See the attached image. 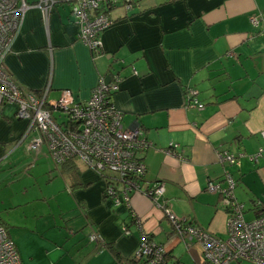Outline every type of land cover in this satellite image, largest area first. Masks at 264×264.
<instances>
[{"label":"crops","instance_id":"0c3cea01","mask_svg":"<svg viewBox=\"0 0 264 264\" xmlns=\"http://www.w3.org/2000/svg\"><path fill=\"white\" fill-rule=\"evenodd\" d=\"M163 2L140 0V13L131 17L114 8L111 16L119 19L101 33L96 56L78 37L69 1L55 4L47 24L41 9L29 7L4 62L26 89L40 93L49 85L48 99L68 89L75 101H84L100 76L120 75L112 101L122 124L138 127L152 142L139 153L146 173L130 194L131 211L169 262L203 264L200 245L176 233L144 191L163 184L158 201L177 220L224 238L227 212L207 183L222 186L229 172L244 218L264 212V0ZM189 87L202 108L190 101ZM15 110L4 103L0 112V172L8 168L2 173L6 184L23 186L6 191L11 194L2 198L0 224L19 264H132L140 232L129 208L113 204L104 195L105 181L83 162L75 159L73 172L56 167L45 146L33 153L24 145L23 153L26 124ZM224 150L241 153L239 165L220 163L217 155ZM35 167L44 176L41 183ZM92 231L105 245L89 240Z\"/></svg>","mask_w":264,"mask_h":264},{"label":"built area","instance_id":"2783aa9c","mask_svg":"<svg viewBox=\"0 0 264 264\" xmlns=\"http://www.w3.org/2000/svg\"><path fill=\"white\" fill-rule=\"evenodd\" d=\"M60 1L71 3V12L79 27V39L90 51H97L101 46V33L112 23L109 12H104L102 7H120L129 11L135 0H38L33 4H28L25 0H0V112L4 103L15 104V117L26 122L21 139L30 137L27 149L37 153L45 146L55 166L70 159H79L98 174L104 170L113 173L115 177L108 180L104 195L113 204H124L130 209L129 193L137 189V180L146 173L145 163L139 153L151 147L152 142L136 127H124L122 113L115 108L113 102H109V92L118 88V75L111 74L112 80L100 76L84 101H75L68 89H61L55 100H49V85L40 93L28 90L16 82L5 65L4 59L20 29L25 10L28 7L41 9L47 24L49 13ZM250 22L253 27H257L258 17H251ZM261 33L264 34V31ZM193 94L195 90L188 91V97ZM190 101L198 108L203 106L194 97ZM262 135L264 136V131ZM170 146L175 149L178 144ZM260 150L250 158L256 159ZM217 156L220 163L231 166L239 165L241 153L235 155L224 150ZM222 180V186L208 181L207 189L219 193L225 209L227 208L225 239L204 228L189 226L177 220L158 201L164 192L163 184L151 186L144 193L164 209L181 235L194 239L200 245L203 264H239L241 260L251 264H264V212L246 220L242 204L233 195V176L226 172ZM129 214L140 232L134 251L136 261L144 264H170L165 259L163 247L145 235L141 219L132 211ZM121 231L123 234L130 232L124 223H121ZM88 238L92 242L103 243L101 235L96 231L90 232ZM19 263L14 243L0 224V264Z\"/></svg>","mask_w":264,"mask_h":264},{"label":"rangeland","instance_id":"374dc122","mask_svg":"<svg viewBox=\"0 0 264 264\" xmlns=\"http://www.w3.org/2000/svg\"><path fill=\"white\" fill-rule=\"evenodd\" d=\"M108 80H110V77H109V79ZM52 97L51 98H49V100H55L57 97H54V95H51ZM20 121H22V119H20ZM23 121H25V120H23ZM25 124H26V122H25ZM26 126V125H25ZM29 140H30V137H28L27 138V140L26 141H24L23 142V145L20 147V149H22V152L23 153H25V151H24V149L22 148L24 145H26V147H27V143L29 142ZM30 151V150H29ZM28 151V153H30ZM34 153V152H33ZM30 155H31V153H30ZM77 160H79V159H77ZM68 161V160H67ZM66 161V162H67ZM79 161H81V160H79ZM28 162V161H27ZM81 162H83V161H81ZM65 163V162H64ZM63 163V164H64ZM84 163V162H83ZM62 165V164H61ZM61 165H58V166H56V167H59V166H61ZM2 166L3 165H0V169L2 168ZM87 166V165H86ZM9 167H11V165H9ZM25 167V166H24ZM27 168V167H26ZM89 168V167H88ZM8 168H6L5 167V169L3 170V172H5V170H7ZM91 169V168H90ZM15 170V171H14ZM11 169V173L14 175V176H17V178L18 177H20V174H19V172L20 171H17V169ZM29 170H31V168H29ZM33 170H34V173L36 174V176H37V179H38V182L39 183H41L42 182V180L44 179V176L43 175H39V168L38 167H35V168H33ZM9 171V170H8ZM95 171V170H94ZM3 172H0V205L2 206V204H1V202H2V198L5 196V195H10L11 193H8V192H6L7 190H9V189H11V187H15L16 188V186H17V188H19V187H22L23 186V182H17V183H15L13 186H10V185H8V184H6V182L7 181H4V179L2 178V173ZM10 172V171H9ZM96 172V171H95ZM29 173H30V171H29ZM97 173V172H96ZM98 174V173H97ZM25 175V174H24ZM23 175V177H25ZM100 177H102V179L105 181V183L107 184V182H108V180H110L112 177H115V175L113 174V173H111V172H109V171H107V170H104V171H102L100 174H98ZM138 186V185H137ZM136 190H139V188L137 187V189ZM129 212H131L130 211V209H129ZM131 217V216H130ZM132 218V217H131ZM171 219H169V221H170ZM171 222V221H170ZM172 223V222H171ZM184 223H185V221H184ZM173 229L175 230V232L176 233H178L179 232V229H176V227L174 226L173 227ZM144 233H145V235H148L147 234V232L146 231H144ZM211 233V232H210ZM211 234H213V233H211ZM213 235H215V234H213ZM217 236V235H216ZM218 237V236H217ZM219 238H221V239H225L226 237H224V238H222V237H219ZM152 241V240H151ZM156 243V242H155ZM157 244V243H156ZM166 253V252H165ZM166 259V258H165ZM166 261L168 262V263H170L171 264V262H169L167 259H166ZM233 264V263H232Z\"/></svg>","mask_w":264,"mask_h":264},{"label":"trees","instance_id":"16d2710c","mask_svg":"<svg viewBox=\"0 0 264 264\" xmlns=\"http://www.w3.org/2000/svg\"><path fill=\"white\" fill-rule=\"evenodd\" d=\"M138 1H140V0H135L134 1V5H133V8L131 9V10H129V11H125L126 13L124 14V17H131V16H134V15H136V14H139L140 13V11L138 10L139 8L137 7L138 6ZM175 1H177V0H164V2L162 3V4H167V3H171V2H175ZM114 8H116V7H114ZM114 8H111V7H107V6H104V7H102V10L104 11V12H109V15H110V17H111V20H112V23L111 24H113V22L114 21H116V20H118L119 18H112V16H111V12H112V10L114 9ZM109 28V27H108ZM91 53H92V55H94V56H96V55H98L99 53H101V46L99 47V49L97 50V51H91ZM111 74L113 75V74H117L118 75V77L121 79V77H120V75L118 74V73H110V76H111ZM109 76V77H110ZM110 80H112L111 79V77H110ZM192 88H188L187 90H186V92L188 93V91L189 90H191ZM34 92H36V91H34ZM115 91H112V92H109V95L107 96V98H109L108 100H109V102L111 101V102H113L112 101V94L114 93ZM74 159H70V160H68L67 162H65L64 164H62L61 166L64 168V169H68L67 171H70V170H72L73 171V169H74ZM74 172V171H73ZM139 180V179H138ZM210 181V180H209ZM151 186H155V185H151ZM147 190V189H146ZM134 191V190H133ZM133 191H131V192H133ZM131 192L129 193V196H130V194H131ZM131 209V208H130ZM225 211L226 212H228L227 211V208L225 209ZM243 212H244V209H243ZM130 215V214H129ZM255 218V217H254ZM251 220V219H250ZM174 227V226H173ZM90 234V233H89ZM89 236V235H88ZM149 236V235H148ZM149 238H150V236H149ZM151 240V239H150ZM103 245H105V243H102ZM165 258L167 259V260H169V256L165 253ZM132 264H144V262H139V261H136V259H135V256H134V253L132 254V256L130 257V259H128ZM241 262H247V261H244V260H241V261H239L238 263L240 264ZM247 263H249V262H247ZM171 264H178L176 261H173V262H171ZM249 264H251V263H249Z\"/></svg>","mask_w":264,"mask_h":264},{"label":"water","instance_id":"95a60500","mask_svg":"<svg viewBox=\"0 0 264 264\" xmlns=\"http://www.w3.org/2000/svg\"><path fill=\"white\" fill-rule=\"evenodd\" d=\"M106 79L108 80L109 79V76H106ZM136 129H138V127H136Z\"/></svg>","mask_w":264,"mask_h":264},{"label":"bare ground","instance_id":"6f19581e","mask_svg":"<svg viewBox=\"0 0 264 264\" xmlns=\"http://www.w3.org/2000/svg\"><path fill=\"white\" fill-rule=\"evenodd\" d=\"M28 8H29V7H28ZM143 177H144V176H143ZM143 177H142V178H143ZM142 178H141V179H142ZM156 184H159V182L155 183L154 185H156Z\"/></svg>","mask_w":264,"mask_h":264}]
</instances>
